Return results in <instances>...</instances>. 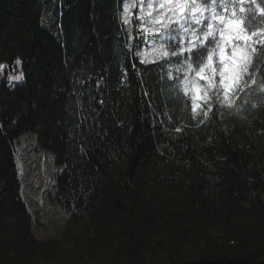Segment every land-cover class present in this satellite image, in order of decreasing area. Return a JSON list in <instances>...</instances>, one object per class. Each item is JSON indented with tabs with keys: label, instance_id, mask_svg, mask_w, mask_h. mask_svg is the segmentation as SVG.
<instances>
[{
	"label": "trees",
	"instance_id": "1",
	"mask_svg": "<svg viewBox=\"0 0 264 264\" xmlns=\"http://www.w3.org/2000/svg\"><path fill=\"white\" fill-rule=\"evenodd\" d=\"M124 4L0 0V64L23 73L0 83V264H264L259 66L235 104L214 97L216 116L197 115L172 60L142 65L126 47L142 52L146 36ZM248 8L264 32V0ZM26 132L64 166L57 237L39 236L23 196Z\"/></svg>",
	"mask_w": 264,
	"mask_h": 264
},
{
	"label": "snow or ice",
	"instance_id": "2",
	"mask_svg": "<svg viewBox=\"0 0 264 264\" xmlns=\"http://www.w3.org/2000/svg\"><path fill=\"white\" fill-rule=\"evenodd\" d=\"M142 2L146 4V9L142 11L147 12V16L142 17V19L149 24V27L145 28L144 31L151 33L155 30L160 33L159 36L154 38L153 42L152 55L154 59L159 61L167 57L169 59L164 60V63L170 64L171 58H177L178 63L172 65V67L178 72L192 71L193 65H195L199 79L202 81L207 80V90L201 96L202 89L197 87L193 101L203 100L205 104H208V111L216 116L219 108L212 107L209 100L215 97L213 103L218 102L222 92L224 101L228 102L230 92L236 86L238 76L248 70V53L245 49L248 47L246 42L250 37L244 35L238 23L233 20L220 19L219 25H223V27H214L211 20L205 21L200 2L211 8L212 18L215 19L224 5L231 3L232 0H200V2L198 0H156L163 11L157 12L155 16L152 15L153 0H142ZM186 8L188 14L186 16L181 15ZM127 12L128 7L126 5L125 13ZM249 20L251 21V17H249ZM173 21H175V26L170 27L169 25ZM123 22L125 24L129 23L127 15L124 16ZM201 24H203V27H200L199 30L194 27V25ZM131 31V29L128 30L129 34H131ZM217 32H219V36H217ZM186 37L188 39L185 46ZM155 41L161 42L157 44ZM176 41L178 43H171ZM126 47L129 50L136 49L133 55L140 58V64L148 63L145 54L139 50L138 45L128 44ZM226 49H230V53L226 52ZM252 51L257 53L255 62L252 63V71H255L259 66L260 75L264 77V45H260ZM217 54L219 64L213 67V57ZM16 63L19 65L20 61L17 60ZM5 70L6 66L0 64V72ZM206 70L207 75H205ZM217 76L219 77L218 83L215 80ZM169 78H171V74H169ZM10 79L22 80L23 74L21 73L19 76ZM181 80L187 88V75L181 77ZM247 80H252L250 74L247 76ZM209 93H211V96ZM197 108L198 105L193 103L192 111L196 112ZM208 111L203 113L205 118L208 116Z\"/></svg>",
	"mask_w": 264,
	"mask_h": 264
},
{
	"label": "rangeland",
	"instance_id": "3",
	"mask_svg": "<svg viewBox=\"0 0 264 264\" xmlns=\"http://www.w3.org/2000/svg\"><path fill=\"white\" fill-rule=\"evenodd\" d=\"M200 2V0H198ZM254 0H232L231 3L225 4L223 9L218 12V15L215 19L212 18L211 8L200 2V6L203 9V19L205 21L211 20L214 27L219 25L220 19L233 20L238 23L240 29H242L243 34L249 36L250 39L246 42L248 47H246V52L248 53V70L240 73L237 79L236 86L230 92L228 102L224 101L223 93L220 94V102L228 105H233L236 103L237 96L243 90V88L248 84H253L255 79L247 80V76L251 74V67L254 61L256 52H253L252 49L257 48L260 44L264 43L263 30H252L248 29L250 26H246V15L248 5L253 3ZM128 7V12L125 13V6ZM140 9L138 17L142 21V27L145 29L149 27V24L145 23L142 17L147 16L146 4L142 0H125L124 11H123V20L124 16L127 15L129 22L131 21L134 8ZM255 6V5H254ZM218 7V6H217ZM152 15L155 16L157 12L163 11V9L156 3V0H153L152 4ZM188 10L185 9V12L181 15H187ZM170 27L175 26V21L170 23ZM199 30L201 25H194ZM160 33L153 30L151 33L145 32V45L142 52L145 54V58L148 61L155 60L152 55L153 42L156 36H159ZM219 36V32H217ZM187 37L185 38V46L187 45ZM157 44L161 41H155ZM172 44L178 43L171 42ZM226 52L230 53V49H226ZM173 65L178 63L177 58H171ZM171 62V63H172ZM207 63V61H205ZM219 64L218 54L213 57V67ZM6 66V70L0 72V83L6 78L10 84H15L21 82L22 80L10 79L11 77L19 76L22 71L19 65ZM172 67V66H171ZM186 68V65L184 66ZM195 65H193V70L189 72H178L174 67L171 68L172 74H177L180 78L187 75V88L184 86V82L181 80V84L185 88L186 93H188L193 101V97L196 94L195 89L198 87L202 89L200 95L203 96L204 91L207 90V80H200L197 75ZM23 74V73H22ZM207 75V70L205 72ZM216 82L218 83L219 77H215ZM246 82V83H245ZM215 91V89H213ZM211 96V93H209ZM214 98V97H213ZM210 101V100H209ZM193 103L198 105L196 114L199 115L205 106L203 100L197 99ZM15 154L19 167V174L23 184V196L28 203L30 209L33 212L35 223L34 228L36 229L39 236L43 237H57L63 234L67 226V221L69 217V212L66 211L59 202L55 201L52 198V194L56 189V176L63 172L64 166L58 164L56 161L55 154L52 150H49L43 147L38 141L37 135L32 132H26L21 135L18 139L15 140ZM55 187V189H54ZM54 190V192H53ZM36 224V227H35Z\"/></svg>",
	"mask_w": 264,
	"mask_h": 264
}]
</instances>
